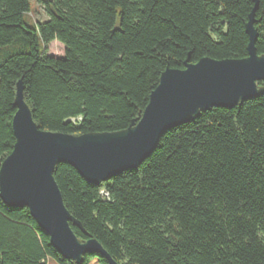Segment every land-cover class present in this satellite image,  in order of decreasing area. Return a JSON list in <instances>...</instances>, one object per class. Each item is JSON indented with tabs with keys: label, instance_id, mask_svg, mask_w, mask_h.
Listing matches in <instances>:
<instances>
[{
	"label": "trees",
	"instance_id": "16d2710c",
	"mask_svg": "<svg viewBox=\"0 0 264 264\" xmlns=\"http://www.w3.org/2000/svg\"><path fill=\"white\" fill-rule=\"evenodd\" d=\"M31 1L0 0V167L15 145L19 82L41 131L117 133L140 120L167 69L245 59L255 2L264 56V0H34L48 16L37 23ZM56 41L63 58L47 55ZM54 177L85 231L74 234L117 264H264V94L168 131L137 171L98 186L66 165ZM50 261L76 264L28 209L0 198V264Z\"/></svg>",
	"mask_w": 264,
	"mask_h": 264
},
{
	"label": "water",
	"instance_id": "95a60500",
	"mask_svg": "<svg viewBox=\"0 0 264 264\" xmlns=\"http://www.w3.org/2000/svg\"><path fill=\"white\" fill-rule=\"evenodd\" d=\"M246 24L248 56L242 60L202 59L167 69L150 95L140 120L121 132L79 137L41 131L16 87L12 120L15 145L0 167V198L10 208H26L51 246L65 260L82 264L86 255H100L117 264L98 241L81 242L71 225L84 231L67 210L54 172L71 167L88 184L98 186L124 172L137 171L170 130L193 122L212 109L231 110L264 94V56L256 50L254 13Z\"/></svg>",
	"mask_w": 264,
	"mask_h": 264
},
{
	"label": "rangeland",
	"instance_id": "374dc122",
	"mask_svg": "<svg viewBox=\"0 0 264 264\" xmlns=\"http://www.w3.org/2000/svg\"><path fill=\"white\" fill-rule=\"evenodd\" d=\"M31 14L30 20L33 22H44L48 19V16L45 12L44 6L37 4L34 0L31 1ZM29 21V17H26V22ZM64 46L59 42H53L47 48V55L55 58H63L64 57ZM48 264H56L54 261H50Z\"/></svg>",
	"mask_w": 264,
	"mask_h": 264
},
{
	"label": "built area",
	"instance_id": "2783aa9c",
	"mask_svg": "<svg viewBox=\"0 0 264 264\" xmlns=\"http://www.w3.org/2000/svg\"><path fill=\"white\" fill-rule=\"evenodd\" d=\"M106 195V194H105Z\"/></svg>",
	"mask_w": 264,
	"mask_h": 264
}]
</instances>
